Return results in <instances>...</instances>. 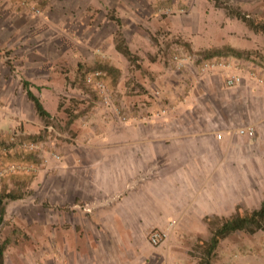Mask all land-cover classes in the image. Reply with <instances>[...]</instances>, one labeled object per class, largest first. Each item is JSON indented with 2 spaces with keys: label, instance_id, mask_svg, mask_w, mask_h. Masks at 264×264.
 I'll return each mask as SVG.
<instances>
[{
  "label": "crops",
  "instance_id": "obj_1",
  "mask_svg": "<svg viewBox=\"0 0 264 264\" xmlns=\"http://www.w3.org/2000/svg\"><path fill=\"white\" fill-rule=\"evenodd\" d=\"M80 3L84 4V9L89 5L86 0ZM149 4L153 8L159 2L150 0ZM171 5H179V0L172 1ZM201 6H196L195 2L190 4L185 16L189 18ZM206 6L209 10L204 15L205 26L210 30L218 29L222 43L207 36L201 40L205 46L200 47L199 35L187 36L184 40L190 49L228 46L236 51H248L254 48V44H248L249 37L264 38L262 33L249 28L248 35L231 37L228 27L237 22L236 19L225 12L219 13L217 19L218 9ZM17 8L21 16L31 18L18 2ZM151 19L152 22L147 21L149 25L160 28L166 26L167 19L174 22L177 18L155 15ZM92 25L91 39L95 48L100 47L102 57L107 60L112 58L108 64L121 74L117 87H113L121 96L115 93L112 100L117 111L123 110L125 120L111 116L98 102L97 128L82 132L79 138L82 146L73 147L65 158L66 167L61 173L66 174V181L61 183L60 189L67 193H62L58 200L49 196L50 205L57 203L61 209H45L42 215L35 214L30 223L43 229L45 264H161L163 249L149 248L147 234L150 231L158 229L169 235L182 231L190 218L204 222L205 217H229L241 202L243 191L238 189L237 177H224V172L252 168L261 161L264 122L256 116L260 113L261 97L254 92L256 82L248 71L254 70L264 80V68L242 59H231L236 65L231 72L242 80L233 88L224 87L228 71H212L196 78L186 72L171 75L166 68L162 70L158 54L139 51L138 46L151 39L137 29L125 37L129 51L139 55L143 64V76L133 79L143 92L133 96L131 89L121 83L129 74L128 63L124 68L113 63L121 58L115 49V28L108 33L103 31L105 25L114 24L104 21ZM84 31L88 33H82V42L76 47L80 60L100 62V57L87 50L90 32ZM67 53L64 49L60 54L67 57ZM29 59L28 65H33L39 79L48 84L52 66L35 62L30 56ZM129 76L132 77V72ZM46 87L35 93L42 104L44 92L49 91L50 86ZM186 87L190 92H186ZM241 128H254L255 132L252 136L239 135ZM217 132L222 134L221 140H217ZM82 153L92 155L84 159ZM71 188L72 196L68 193ZM85 189H88L87 194ZM82 202L85 209L77 208ZM66 204L70 209H63Z\"/></svg>",
  "mask_w": 264,
  "mask_h": 264
},
{
  "label": "rangeland",
  "instance_id": "obj_2",
  "mask_svg": "<svg viewBox=\"0 0 264 264\" xmlns=\"http://www.w3.org/2000/svg\"><path fill=\"white\" fill-rule=\"evenodd\" d=\"M19 1L0 0V189L17 191L23 197L6 202L3 224L0 226V242H6L3 264H45L47 258L43 229L32 226V217L35 214L42 215L45 209H61L57 203L50 205L49 196L58 200L62 193H67V190L61 192L60 189L61 183L65 184L66 181V174L61 173L62 168L66 167L65 158L73 147L82 146L79 140L82 132H92V128H97L98 102L107 108L111 116L115 115L116 119L124 115L123 110L117 111L112 100L115 93L121 96V93L113 89L121 74L108 64L112 58L107 60L105 56L102 57L100 47L95 48L91 39V28L94 27L92 24H102L104 21L113 23L111 27L105 25L103 31L108 33L114 27L115 43L121 38L126 46L125 37L133 30L135 32L138 29L148 35L151 42H142L140 46L138 44L139 51L146 50L148 54L154 51L162 60V70L166 68L171 75L186 72L196 78L197 75L212 71H228L223 82L224 87L229 88L225 85V79L236 75L231 72L236 66L231 59H242L264 68V38L249 37L248 44H254V48L248 51H236L228 46L192 50L184 39L199 35L197 42L200 47L205 46L201 40L207 36L216 43H222L218 29L213 27L210 30L205 26L204 15L209 10L206 5L218 9L215 14L217 19L220 17L219 13H226L224 8H229L244 14L255 23H264V0H219L222 8H217L213 2L206 0H179V5L176 6L171 5L176 0H157L159 4L153 8L149 4L150 0H86L89 3L86 9L80 3L81 0H30L39 13L30 12L19 5L28 12L30 19L19 14ZM194 2L196 6L202 5V8L187 18L186 8ZM155 15L164 19L174 15L177 19L174 22L167 19L166 26L154 28L147 21L152 22L151 18ZM236 21L228 27L227 33L232 34L230 36L233 38L242 33L248 35V27L242 21ZM82 23L87 27L83 28ZM132 23L135 26L132 27ZM84 30L90 32L87 50L100 57V62L80 60L76 47L82 42V33L87 32ZM223 33L224 31L221 36ZM222 39L224 40V36ZM64 49L68 50L67 57L60 54ZM187 54L193 60L186 67L177 69L172 63V57ZM132 55L131 60L121 55L120 60H113V63L120 68L128 63V73L132 72V77L128 74L121 83L128 90L131 89L130 92L135 96L143 92V88L133 81L137 76H143V64L139 55ZM29 56L35 62L52 66L48 84L39 79V73L33 70V65H28L31 63ZM205 61H214L223 67L202 71ZM95 71L103 74L102 81L106 87L104 95L85 81ZM248 75L256 82L255 86L252 84L254 92L261 97L258 105L260 113L256 116L264 122V89L261 88H264V80L254 70H249ZM23 81L30 84L34 94L41 92L46 85L50 86L49 91L44 92L43 104L41 103L50 114L49 118L41 119L37 116L22 89ZM35 87H39V90ZM186 92H190L188 87ZM163 113L162 110L161 114ZM251 129L255 132L254 128ZM261 152V161L254 167L228 169L224 172V177H237L240 183L238 189H242L243 195L237 206L243 211L256 209L264 201V148ZM84 155L82 153V157ZM91 155H85L84 159ZM227 188L230 189V185ZM72 190L68 191L71 196ZM87 190L84 191L86 194ZM78 204L77 208L85 209L83 202ZM70 207L66 204L63 209L68 210ZM155 232L161 233L163 239L159 244L152 245L150 237ZM209 237L208 225L203 220L201 222L200 218H190L182 231L174 234L168 235L158 229L150 231L147 242L153 251L163 249V260L159 261L161 264H197L200 251L196 245ZM56 256L58 258V253ZM211 264H264V229L254 234L237 232L226 237L217 246Z\"/></svg>",
  "mask_w": 264,
  "mask_h": 264
},
{
  "label": "trees",
  "instance_id": "obj_3",
  "mask_svg": "<svg viewBox=\"0 0 264 264\" xmlns=\"http://www.w3.org/2000/svg\"><path fill=\"white\" fill-rule=\"evenodd\" d=\"M213 2V5L217 8H222L219 0H207ZM227 16L236 18L242 21L248 28L257 33H262L264 36V23H255L253 20H249L244 14L224 8ZM115 49L127 60L133 58L132 53L125 45L123 39H118L115 43ZM23 90L26 98L31 102L33 109L38 117L41 119L49 118L50 114L44 109L39 98L29 89V85L23 82ZM23 194L14 190L0 189V226L3 224L5 214V204L7 201H14L21 199ZM204 222L210 229V237L206 241H199L198 246L199 257L197 264H211V260L214 256L215 250L220 242L226 237L237 233L244 232L248 234H254L264 229V201H262L258 208L243 211L239 206L236 207L233 215L227 218L218 217H205ZM6 242H0V264H3V253L5 250Z\"/></svg>",
  "mask_w": 264,
  "mask_h": 264
},
{
  "label": "built area",
  "instance_id": "obj_4",
  "mask_svg": "<svg viewBox=\"0 0 264 264\" xmlns=\"http://www.w3.org/2000/svg\"><path fill=\"white\" fill-rule=\"evenodd\" d=\"M19 5L20 7H22L23 9H26L30 12L33 13H39V10L35 7V5L32 3V1L30 0H20L19 1ZM193 60V57L191 55H184V56H179V55H174L172 57V63L173 65L177 68V69H181L183 67H186L188 65V63H190ZM217 67H223L222 64L218 63L216 64V62L214 61H205L202 64V71H208V70H213ZM102 77L103 74L100 71H95L91 74H89L85 81L88 85H92L100 94H105L106 90H105V84L102 81ZM241 83V78L237 75H231L229 77H227L225 79V85L227 87H235L237 85H239ZM118 114V112H117ZM119 119L121 120H125V118L122 116H118ZM238 134L239 135H246V136H252L254 134L253 129L251 128H247V129H240L238 130ZM217 140H221L222 139V135L221 134H217L216 135ZM163 239V235L161 233L155 232L151 235L150 237V242L152 245H157L159 244Z\"/></svg>",
  "mask_w": 264,
  "mask_h": 264
}]
</instances>
